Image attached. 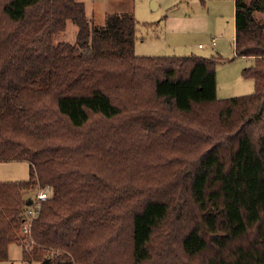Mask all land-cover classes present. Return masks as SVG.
Wrapping results in <instances>:
<instances>
[{"label":"trees","instance_id":"trees-1","mask_svg":"<svg viewBox=\"0 0 264 264\" xmlns=\"http://www.w3.org/2000/svg\"><path fill=\"white\" fill-rule=\"evenodd\" d=\"M135 33L77 0H0V162L30 166L0 182V261L22 243L25 264H264V0H234L249 95L217 98L218 58L136 56Z\"/></svg>","mask_w":264,"mask_h":264},{"label":"rangeland","instance_id":"rangeland-1","mask_svg":"<svg viewBox=\"0 0 264 264\" xmlns=\"http://www.w3.org/2000/svg\"><path fill=\"white\" fill-rule=\"evenodd\" d=\"M77 1L83 2L86 17L94 26L103 25L107 14L133 16L136 21V56L218 58L220 62L215 68L218 99L253 93L254 82L242 77V71L251 64V59L238 58L234 50V0ZM152 2L156 4L155 9ZM75 38L76 28L68 22L55 41L74 44ZM211 40L215 41V47L210 45ZM29 170L26 161L0 162V182L26 180ZM36 194L37 189H31L24 197L31 200ZM26 241L30 244L28 239ZM22 256V243H12L8 247L7 259L0 264H25Z\"/></svg>","mask_w":264,"mask_h":264},{"label":"built area","instance_id":"built-area-1","mask_svg":"<svg viewBox=\"0 0 264 264\" xmlns=\"http://www.w3.org/2000/svg\"><path fill=\"white\" fill-rule=\"evenodd\" d=\"M210 45L212 47H215V41L211 40ZM199 47H203V46L199 44ZM47 198H48V191L38 188L37 194L35 195L33 199H31L32 204L25 209V212L23 215L25 220H24L21 231L24 237H27L28 239L30 238L29 235H30L31 223L38 212L40 202L46 200Z\"/></svg>","mask_w":264,"mask_h":264},{"label":"water","instance_id":"water-1","mask_svg":"<svg viewBox=\"0 0 264 264\" xmlns=\"http://www.w3.org/2000/svg\"><path fill=\"white\" fill-rule=\"evenodd\" d=\"M154 6V2H152V7ZM32 204V200H28L27 202H26V206H30ZM48 262H49V259H46V260H44V261H42V262H40V263H37V264H48Z\"/></svg>","mask_w":264,"mask_h":264},{"label":"crops","instance_id":"crops-1","mask_svg":"<svg viewBox=\"0 0 264 264\" xmlns=\"http://www.w3.org/2000/svg\"><path fill=\"white\" fill-rule=\"evenodd\" d=\"M155 7H156V4L154 3V6H153V8L155 9ZM233 39H234V36H233ZM215 46H216V44H215ZM239 58V57H238Z\"/></svg>","mask_w":264,"mask_h":264}]
</instances>
